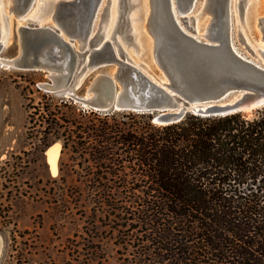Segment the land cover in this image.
I'll list each match as a JSON object with an SVG mask.
<instances>
[{
	"label": "rangeland",
	"instance_id": "374dc122",
	"mask_svg": "<svg viewBox=\"0 0 264 264\" xmlns=\"http://www.w3.org/2000/svg\"><path fill=\"white\" fill-rule=\"evenodd\" d=\"M107 1L98 11L91 35L95 38L103 31ZM33 4L27 16L18 20L9 11L14 7L12 0H0V31L6 40L0 58L11 59L17 54L20 21L30 27L53 25L48 18L54 10L51 1L35 0ZM231 6L235 44L245 54L251 55V48L255 52L252 57H260L256 47L264 45V0H233ZM202 7L199 0L188 15L192 28L194 22L202 30L210 27L212 16ZM117 39L148 73L161 74L149 57L148 35L138 29L140 49L122 36ZM71 42L77 46L76 37ZM110 70L101 68L78 81L76 73L66 90L52 92L39 85L50 81L45 72L0 64V264L149 262L146 236L139 232L142 228L129 207L120 204V209H112L103 203L105 198L117 201L124 196L118 188L105 187L113 188L117 171H103L90 159V148L96 143L91 127L100 124L103 112L92 113L74 100L86 96L94 73ZM134 119L121 118L127 122ZM54 142L61 145L57 176L51 175L45 155Z\"/></svg>",
	"mask_w": 264,
	"mask_h": 264
},
{
	"label": "trees",
	"instance_id": "16d2710c",
	"mask_svg": "<svg viewBox=\"0 0 264 264\" xmlns=\"http://www.w3.org/2000/svg\"><path fill=\"white\" fill-rule=\"evenodd\" d=\"M151 119L103 112L89 152L103 171H117L105 187L124 196L103 203L129 207L147 264H264V105L164 125Z\"/></svg>",
	"mask_w": 264,
	"mask_h": 264
},
{
	"label": "water",
	"instance_id": "95a60500",
	"mask_svg": "<svg viewBox=\"0 0 264 264\" xmlns=\"http://www.w3.org/2000/svg\"><path fill=\"white\" fill-rule=\"evenodd\" d=\"M30 1L12 0L14 7L9 11L23 19L27 14H20ZM48 1L54 6L52 18L58 27L39 23L34 27L21 25L19 48L12 66L45 72L50 81L39 85H50L52 92L65 90L76 73L78 81L88 73L109 67V73L93 74L86 89L88 98L74 97L81 105L86 103L87 109L149 113L152 122L164 125L177 122L188 113L223 115L264 105V61L252 57L255 52L251 48L248 49L251 55H247L235 44L229 30L230 0L213 1L212 23L205 38L191 34L195 30L187 14H177L187 32L179 26L168 8L169 0H148V14L144 0H117V19L109 39L105 40L111 9L108 0L103 8V31L97 38L90 36L86 47H76L71 40L77 32L89 27L95 13L98 17L104 0L97 12L99 0ZM197 2L178 0V6L187 10ZM158 7L161 15L157 14ZM145 14L146 26L153 24L155 36L159 37L153 49L148 45L149 57L161 72L159 76L148 73L134 61L117 39L122 36L140 49L135 24L137 20L143 22ZM61 30L68 39L60 34ZM5 44L0 31V53Z\"/></svg>",
	"mask_w": 264,
	"mask_h": 264
},
{
	"label": "bare ground",
	"instance_id": "6f19581e",
	"mask_svg": "<svg viewBox=\"0 0 264 264\" xmlns=\"http://www.w3.org/2000/svg\"><path fill=\"white\" fill-rule=\"evenodd\" d=\"M199 1V0H198ZM213 1L214 0H201V3L203 4V7L202 9L203 10H206L208 11L210 14L212 12V7H213ZM101 2L102 0H99V2L97 3V6H96V11L97 12L99 10V7L101 6ZM230 5H232V2L233 0H230ZM35 4H33V0H31L25 7L24 9L22 10L21 14L20 15H23V14H28L33 6ZM143 5L145 7V12L146 14H148V0H144L143 2ZM151 6H153V2H151ZM195 4H193L192 6H190V8H188L187 10H185L184 8H179L178 6V0H169V10L171 11L172 15H173V18H175V20L177 21V23L179 24V26L185 30L183 24H181L180 22V19L177 18V14H183V15H189L195 8ZM147 7V8H146ZM12 9V8H11ZM53 9H54V6H53ZM161 8L158 7V10H157V14H160L161 15V11H160ZM183 9V10H182ZM231 15H230V21H229V30H230V33L232 34L233 32V25H232V6H231ZM154 10V8H153ZM155 11V10H154ZM54 10L51 11L50 15H49V20H51L53 22V25L57 26L58 27V24L56 23V21L54 22L53 21V16H54ZM156 12V11H155ZM145 14V20L142 22V21H138L136 24H135V29L138 31V29H140L141 32H144L146 35H148V37L150 38L151 42H150V49H153V46L154 44H156V41L159 39V37L157 38L155 35H156V31L153 27V24H149L148 26H146V16ZM135 15L133 14V17ZM97 18V14L95 13L92 17V22L90 23L89 27H86L85 30H80L79 32H77L76 34V38H77V46L76 47H86L87 46V41H88V38L92 35L93 33V27H92V24L95 22ZM24 19V18H23ZM116 19H117V0H111V9H110V13H109V18H108V23H107V26H106V29H105V34H104V39L105 40H108L109 39V36L111 35V32L113 31V28H114V25H115V22H116ZM18 20H22V19H18ZM188 20L190 21V16H188ZM42 22V21H41ZM211 23H212V18H211ZM193 28H194V32L191 33L193 36L195 37H206L209 35V28L211 27V24H210V27H208V29H205V30H202V29H199L197 28L195 22L193 23ZM24 25L21 23L20 21V25ZM40 26H42V23H39ZM95 25V23H94ZM191 25V23H190ZM19 27H18V30H19ZM187 30V29H186ZM185 30V31H186ZM187 32V31H186ZM63 33V34H61ZM60 34L64 37V38H67V35L65 34V32H63V30H61ZM66 36V37H65ZM20 37V35H19ZM157 38V39H156ZM232 38H233V34H232ZM68 39V38H67ZM157 45V44H156ZM257 49V53L259 54L260 57H258V59L264 61V45L263 44H260L256 47ZM20 51V50H19ZM15 58L16 56L12 57L11 59H3V58H0V63L3 65V66H7V67H13L12 66V63L15 62ZM15 68V67H13ZM18 69V68H16ZM163 80H165L163 78ZM163 82V81H162ZM39 84H44L43 83H39ZM40 87L46 89L47 91H52V90H49V88H52L50 85H40ZM66 90V89H65ZM64 91V90H63ZM72 93H68L67 95H69ZM85 98H88V92L86 93V96H84ZM82 107L84 108H89V106L84 103L81 105ZM60 153H61V145L59 142H54L52 144H50L47 148H46V152H45V155H46V162L48 164V168H49V171L51 173L52 176H57L58 173H59V168H58V162H59V158H60ZM1 247H2V238L0 236V251H1Z\"/></svg>",
	"mask_w": 264,
	"mask_h": 264
}]
</instances>
